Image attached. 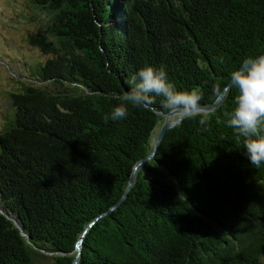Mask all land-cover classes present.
I'll return each mask as SVG.
<instances>
[{"label": "trees", "instance_id": "obj_1", "mask_svg": "<svg viewBox=\"0 0 264 264\" xmlns=\"http://www.w3.org/2000/svg\"><path fill=\"white\" fill-rule=\"evenodd\" d=\"M27 1V42L52 57L0 89V264H72L85 229L77 264H259L264 165L224 123L235 89L168 129L114 208L168 112L154 98L104 116L145 65L212 104L264 53V0Z\"/></svg>", "mask_w": 264, "mask_h": 264}, {"label": "clouds", "instance_id": "obj_2", "mask_svg": "<svg viewBox=\"0 0 264 264\" xmlns=\"http://www.w3.org/2000/svg\"><path fill=\"white\" fill-rule=\"evenodd\" d=\"M230 90L235 89L234 107L224 122L238 137L250 165H264V55L244 58L229 74ZM128 91L122 102L104 116L105 122L120 121L128 114L127 105L142 106L159 98L160 107L168 113H185L189 118L200 115L198 92L181 90L168 78L164 67L145 65L137 68L126 81ZM205 127L207 120L200 118ZM219 123V121H218Z\"/></svg>", "mask_w": 264, "mask_h": 264}, {"label": "rangeland", "instance_id": "obj_3", "mask_svg": "<svg viewBox=\"0 0 264 264\" xmlns=\"http://www.w3.org/2000/svg\"><path fill=\"white\" fill-rule=\"evenodd\" d=\"M34 15L27 0H0V89L9 87L8 75L23 74V61L32 64L43 63L52 57L27 42L28 36L37 31L38 23L32 21ZM7 107V98L0 93V110ZM176 117L177 114L171 115L168 120H174ZM162 121L163 117L157 122L151 141L156 137ZM259 264H264V258Z\"/></svg>", "mask_w": 264, "mask_h": 264}, {"label": "water", "instance_id": "obj_4", "mask_svg": "<svg viewBox=\"0 0 264 264\" xmlns=\"http://www.w3.org/2000/svg\"><path fill=\"white\" fill-rule=\"evenodd\" d=\"M262 55H264V53H263ZM229 87H230V83L227 84V86L222 90V92L218 95V97L216 98V100H215L212 104H210V105H205V106H200V111H204V112L211 111V110H213L214 108H216L217 106H219V104L221 103V101H222L223 98H224V96H223L224 92H225L226 90H228ZM159 114H160V113H159ZM174 114H177V117L174 118V120H168V118H169L171 115H174ZM186 116H187V115H186L185 113H182V112H177V113H166V114L163 115V121H162V124H161V126H160V129H159V131H158L156 137H155V138L153 139V141H152V150H151V152H150V153H149L144 159L138 161V162L134 165V167H133V169H132V172H131V174H130V176H129V180H128L127 186H126V188H125V190H124V192H123L121 198L119 199V201H118V202H117L112 208L116 207V206H117V205H118V204H119V203H120V202L126 197L128 191H129V189H130V187H131V185H132V183H133V181H134L135 173H136L137 168H138L139 166H142L145 162H147L148 160H150V159L154 156V154H155V152H156V149H157V146H158V143L160 142V140H161V138L163 137L164 133H165L168 129H170L171 127L178 125V124L180 123V121H181L184 117H186ZM112 208H111V209H112ZM13 222H14V224H15V225L21 230V234L24 235V233L22 232V229H21V227L19 226V224L17 223V221H15V220L13 219ZM86 230H87V229H85V230L83 231V233L81 234V237L77 240V242H76V244H75L76 255H75V257H74V259H73V261H72V264H77V262H78V258H79V256H80L81 243H82V241H83V237H84V235H85V233H86Z\"/></svg>", "mask_w": 264, "mask_h": 264}]
</instances>
